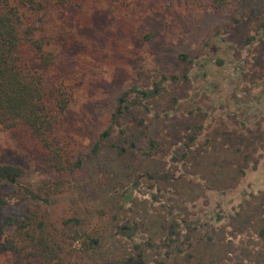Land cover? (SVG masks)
<instances>
[{
	"label": "rangeland",
	"instance_id": "1",
	"mask_svg": "<svg viewBox=\"0 0 264 264\" xmlns=\"http://www.w3.org/2000/svg\"><path fill=\"white\" fill-rule=\"evenodd\" d=\"M215 2L73 0L66 23L54 10L27 15L28 22L38 20L37 38L51 39L47 48L61 58L73 89L59 136L85 158L68 174L66 187L49 196L43 187L55 179L52 168L22 146L18 133L0 127V169L7 174L0 176V222L27 207L46 211L64 229L77 217L80 225L92 222L101 230L88 261L132 264L131 235L120 228L130 219L133 201L127 199L130 192L105 181L119 163L108 145L101 150V138L108 128L117 132L115 115L124 93L157 94L149 113L157 131L161 121L154 118L164 116V100L190 81L188 98L168 112L204 110L216 119L210 126V116L205 118L210 134L201 135L203 163L194 171L204 176L201 197L190 204L194 210L181 228L200 225L205 241L179 261L147 258L145 264H264V0H224L220 8ZM208 136L218 139L206 152ZM12 231L6 229L8 235ZM142 233L140 243H146L149 236ZM0 264L25 262L0 250Z\"/></svg>",
	"mask_w": 264,
	"mask_h": 264
},
{
	"label": "trees",
	"instance_id": "2",
	"mask_svg": "<svg viewBox=\"0 0 264 264\" xmlns=\"http://www.w3.org/2000/svg\"><path fill=\"white\" fill-rule=\"evenodd\" d=\"M215 1L218 8L224 4ZM72 4L73 0H0V127L18 133L22 146L40 155L46 169L52 168L55 179L43 187L49 196L66 187L68 174L74 173L85 153L67 148L59 136L73 89L66 82L61 58L47 48L51 39H38V20L28 22L27 15L54 10L66 23ZM5 173L0 169V176ZM16 209L0 222V250L15 253L25 264H92L88 253L98 242L100 227L92 222L80 225L73 217L64 229L51 223L40 208Z\"/></svg>",
	"mask_w": 264,
	"mask_h": 264
},
{
	"label": "flooded vegetation",
	"instance_id": "3",
	"mask_svg": "<svg viewBox=\"0 0 264 264\" xmlns=\"http://www.w3.org/2000/svg\"><path fill=\"white\" fill-rule=\"evenodd\" d=\"M152 85L155 87L157 82H152ZM189 85L190 81H185L182 88L170 92L171 95L164 100L162 120L160 116L154 118L161 121L157 131L152 130L154 120L149 119L154 107L152 98L157 94L137 89L124 93L119 98L115 115L116 123L118 120L120 123L114 126L117 132L113 134L110 132L113 128H108L101 138V150L108 145L105 148L116 159L113 162L119 163L118 168L110 170L104 180L110 187L117 185L130 192L127 199L133 201L130 219L120 228L122 234L131 235V253L127 262L132 264H145L147 258L179 261L204 240L199 235L200 225L188 224L185 231L181 228L187 224L185 214L194 210L190 204L196 205V199L201 197L200 182L204 176L194 171L203 163L201 135L203 132L210 134L205 118L207 120L210 116V126L216 123V119L204 110L180 111V116L169 114L168 109H174L181 98H188ZM130 94L135 98L129 99ZM217 139V136H208L203 149L212 151L215 146L212 141ZM207 140H210L208 146ZM140 196L146 201L140 200ZM142 231L149 236L146 243H140ZM185 245L188 248L184 250Z\"/></svg>",
	"mask_w": 264,
	"mask_h": 264
}]
</instances>
